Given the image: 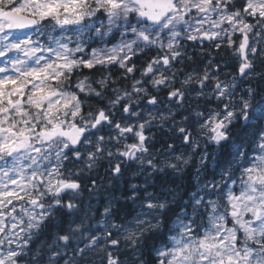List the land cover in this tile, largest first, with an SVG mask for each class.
I'll list each match as a JSON object with an SVG mask.
<instances>
[{"label":"snow or ice","instance_id":"snow-or-ice-1","mask_svg":"<svg viewBox=\"0 0 264 264\" xmlns=\"http://www.w3.org/2000/svg\"><path fill=\"white\" fill-rule=\"evenodd\" d=\"M0 264H264V0H0Z\"/></svg>","mask_w":264,"mask_h":264}]
</instances>
